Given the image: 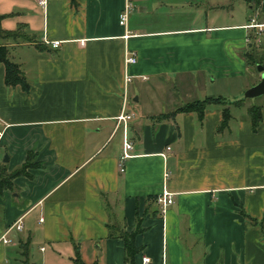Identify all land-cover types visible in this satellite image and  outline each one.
Instances as JSON below:
<instances>
[{
  "label": "crops",
  "instance_id": "obj_1",
  "mask_svg": "<svg viewBox=\"0 0 264 264\" xmlns=\"http://www.w3.org/2000/svg\"><path fill=\"white\" fill-rule=\"evenodd\" d=\"M39 1L0 0L3 28L23 23L33 40L1 41L28 87L8 85L0 64V170L36 163L0 194V238L23 225L0 242V264H129L122 234L140 222L134 264H264V107L257 130L248 110L222 130V105L203 118L178 111L208 97L246 101L262 78L247 61L254 50L264 59L247 27L257 10L132 0L122 25L126 0ZM227 3L232 22L220 23ZM126 74L135 147L121 172ZM165 189L175 202L163 214L154 198Z\"/></svg>",
  "mask_w": 264,
  "mask_h": 264
},
{
  "label": "trees",
  "instance_id": "obj_2",
  "mask_svg": "<svg viewBox=\"0 0 264 264\" xmlns=\"http://www.w3.org/2000/svg\"><path fill=\"white\" fill-rule=\"evenodd\" d=\"M248 5H250L253 9L257 10L260 9L261 17L264 20V0H245ZM11 15L8 14H0V64H4L6 67V83L10 86L13 85H22L24 88L27 89L28 82L27 79L21 69V66L19 63L12 60L10 56V48L7 44H1V41H33L32 38L28 37L24 33L25 24L20 23L18 28L16 30H6L3 28V20L6 17H10ZM255 47V44H253ZM255 49V48H254ZM247 61L249 66H258V64H261L264 66V59L262 56H259L258 53L252 52L247 56ZM245 100H238L235 102H229L227 100H224L222 98H216V97H208L203 100H195L192 102H188L178 108V111H185V112H197L201 118L204 117L206 109L211 104H218L223 106V120L221 124L219 125L218 129L222 130L225 128L229 121L232 118V112H231V105L236 107H241L244 105ZM264 105L254 104L250 107H248V113L252 120V125L255 130L258 129L262 122V109ZM169 114H163L158 118H164L168 117ZM31 159V158H30ZM36 165L35 162L28 161L22 168L14 170V171H8L6 167H2L0 170V194L3 193L5 189H11L14 187L13 179L19 175L27 174V168L30 166ZM5 177V178H4ZM157 197V196H156ZM156 197L154 198L156 202ZM143 232V229L141 227V222L138 224L136 230L133 232H124L122 234V237L124 238L125 242V250H126V259L128 260L129 264H134L135 262V256L140 251V249L136 246L135 238L137 234ZM78 261V260H77ZM80 262V261H78ZM83 264V263H79Z\"/></svg>",
  "mask_w": 264,
  "mask_h": 264
},
{
  "label": "built area",
  "instance_id": "obj_3",
  "mask_svg": "<svg viewBox=\"0 0 264 264\" xmlns=\"http://www.w3.org/2000/svg\"><path fill=\"white\" fill-rule=\"evenodd\" d=\"M39 3L43 6H46L47 0H40ZM132 9V0H126V6L124 10L122 11L120 15V23L122 25H126L129 18L130 10ZM260 9H257V16L259 15ZM257 16H253L251 19V22L247 25L249 28H255L256 36H257V42L260 43L261 39L259 36L261 35V32H263L264 28V21H259ZM54 46H59L60 41H54L52 42ZM126 65L136 63L137 62V56L134 52L128 51L126 53L125 58ZM147 77H144L146 79ZM133 81V77L129 74H126L125 76V87L123 92V111L122 113L116 118V129L121 128L123 131V150L122 154L120 155V171L125 172L126 171V163L127 161L134 156V141L130 134V121L135 117L134 112L128 111V104L130 100V90H129V84ZM4 135V130H0V152H1V140ZM171 150V146L167 147V151ZM165 156L166 153H163ZM175 202L173 193L169 192L168 190H163L160 194L156 197V203L160 207L162 213L164 214L168 207ZM14 228L21 230L23 228L22 221L18 220L14 224H12L6 232L2 235L0 238V242L3 241L4 243H10L11 239L8 237V234L13 230ZM143 261L145 263H148L150 261V257L145 256L143 258Z\"/></svg>",
  "mask_w": 264,
  "mask_h": 264
},
{
  "label": "rangeland",
  "instance_id": "obj_4",
  "mask_svg": "<svg viewBox=\"0 0 264 264\" xmlns=\"http://www.w3.org/2000/svg\"><path fill=\"white\" fill-rule=\"evenodd\" d=\"M236 10L235 12V17L236 19H242L244 17V13H245V6L243 4H239V2L235 3V6H233ZM232 4H229L227 3L226 4V7L225 8H221V10H219L220 12V17H219V21L220 23H226V22H232ZM254 16H257L256 14ZM257 18H259L257 16ZM259 21L261 19H258ZM264 30V28H263ZM259 38L261 39V42L258 43V45L260 46L259 50H261L260 52L262 54H264V31L261 32V35L259 36ZM252 67V72H257L258 71V67L256 66H251ZM247 78L246 77H241V78H238V83L242 84L245 82ZM238 90V89H237ZM237 90H232V92H237ZM244 98L246 99L244 105H242L241 107H236V106H232L231 105V111H232V114L233 115H237V117H241V116H244V115H247V110H248V107L253 105V104H261V103H264V97H255V98H249V97H246L244 96ZM233 99V98H232ZM232 101V100H231ZM3 158H4V152L2 151L0 153V163H2L3 161ZM5 178V177H4Z\"/></svg>",
  "mask_w": 264,
  "mask_h": 264
},
{
  "label": "water",
  "instance_id": "obj_5",
  "mask_svg": "<svg viewBox=\"0 0 264 264\" xmlns=\"http://www.w3.org/2000/svg\"><path fill=\"white\" fill-rule=\"evenodd\" d=\"M258 70L262 74L261 81L256 84L255 86L251 87L249 90L246 91L245 96L249 98H255L264 95V66L258 64ZM8 155L5 156L4 161H8Z\"/></svg>",
  "mask_w": 264,
  "mask_h": 264
}]
</instances>
